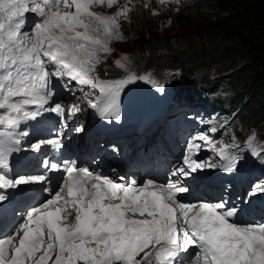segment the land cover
Segmentation results:
<instances>
[{
    "label": "snow or ice",
    "instance_id": "snow-or-ice-1",
    "mask_svg": "<svg viewBox=\"0 0 264 264\" xmlns=\"http://www.w3.org/2000/svg\"><path fill=\"white\" fill-rule=\"evenodd\" d=\"M106 2L111 7L114 0ZM103 3L105 0H0V110H6L0 114V189L20 191L23 186L48 179L44 175L10 179L4 170L9 167L13 146L20 143L16 129L22 121L36 119L41 111L63 114L60 103L44 107L52 95L48 91L50 77H68L81 86L89 85L98 92L89 105L116 120L120 119L119 97L125 85L144 79L159 91L165 90V85L150 74L137 77L129 73L119 80L93 75L101 53L111 51V41L123 39L118 17L128 11L124 8L105 16L90 10L92 5ZM62 7H74L75 11H62ZM29 12L40 18L31 34L22 32ZM126 62L128 57L124 56L116 65L126 68ZM48 64L54 66L51 72ZM29 105H36V110H28ZM77 111L78 105H72L69 115ZM254 140L253 132L246 143L257 155ZM197 141L211 143L208 135L200 134L188 141L189 152L200 150ZM45 142L55 147L60 144L58 139H49L33 144L32 150L39 151ZM228 147L219 149L222 163L197 162L186 156V168H178L174 175L187 177L205 167L237 172L241 158L228 152ZM44 164L51 171L61 168L48 160ZM63 169L67 176L55 196L39 207H31L22 217L19 245L12 237L0 240V264H46L53 251V264H181L180 253L187 252L191 245L200 249L191 264H264V224L241 227L230 222L241 211L236 204L230 206L227 200L179 203V194L188 191L179 183L169 181L149 191L146 189L153 181L143 187H137L134 181L116 183L107 176L94 175L88 168L77 167L75 162H65ZM6 200L0 194V202ZM3 210L4 204L0 203ZM73 210L74 220H70ZM137 214L146 218H136ZM45 236L43 254L34 260ZM5 244L11 246L10 256L6 255L9 249ZM140 253L143 256L137 259Z\"/></svg>",
    "mask_w": 264,
    "mask_h": 264
},
{
    "label": "trees",
    "instance_id": "trees-1",
    "mask_svg": "<svg viewBox=\"0 0 264 264\" xmlns=\"http://www.w3.org/2000/svg\"><path fill=\"white\" fill-rule=\"evenodd\" d=\"M186 13L192 24L175 36L135 40L137 73L226 114L237 138L254 132L264 158V0H191Z\"/></svg>",
    "mask_w": 264,
    "mask_h": 264
},
{
    "label": "rangeland",
    "instance_id": "rangeland-1",
    "mask_svg": "<svg viewBox=\"0 0 264 264\" xmlns=\"http://www.w3.org/2000/svg\"><path fill=\"white\" fill-rule=\"evenodd\" d=\"M190 1L191 0H164V2L161 3L160 0H114V3L111 5V7H109L105 0V3L103 4L92 5L90 8L91 11L105 16L115 15L118 11L124 8L128 9L126 15H120L118 17L119 33L123 36V39L111 41L109 45L111 51L106 54L101 53L102 59L95 66L93 75L98 76L100 79L104 78L108 80L107 75H115L116 73H118L119 75L113 77H119V79H122L129 73L134 74L133 68L135 69L134 65L136 63L133 61L129 50L133 48L135 40H142L151 36L173 37L183 28L190 26L193 20L186 13V5ZM65 11H73V9H67ZM25 32L31 34V29ZM124 56L128 57V62H126L127 72L121 71V68L116 65V61L118 59L122 60ZM48 66H51V64H48ZM148 74L149 73L147 72L140 76H145ZM168 91V89H165L163 92H161L144 79L134 80L133 82L124 86V89L119 97V109L122 102H129L131 100V93L137 95L133 99V105L135 107H138V109L136 108L137 110H134L133 108L131 111L132 113L133 111H139L141 109L140 106L142 105H144L145 107H152L151 104H155V95H162L163 98H167ZM89 93V95L98 94V92H95L94 90H91ZM77 100L78 97L76 98L75 103V99H70L69 107H71L72 105H77ZM197 109L201 110L200 112L203 114V116H201V114H194L192 110L188 112L181 110L172 117L171 115H169L170 120L173 123H175L177 119L176 124L180 128H176L178 132L176 135H179L177 137V143L182 145V147H184V150H186L187 152L189 151L188 141L190 139H192L193 137H197L200 134H206L209 136L211 143L205 145L204 141H197V144L200 145V150L196 151L195 148L192 149V153L200 159V162L211 161L217 164L222 163L221 157L219 155V149L223 145H228V152L241 158L239 161V165H241L240 162L243 163L249 161L250 158L255 156L253 155V149L243 144L242 141L244 138H237L235 134L231 133L230 117H220L222 126L221 129V126L217 125V121H215V119L219 117L218 114H210L207 109H200V107H197ZM67 114H69V110ZM77 121L78 123L89 125L87 119L82 120L80 117H77ZM213 126H215V132L211 131ZM262 131L264 132V128L262 129ZM169 132H173V130H170ZM258 132V134L260 135L261 131ZM229 139L237 142L238 147L234 148L231 145ZM161 154L165 158H170L173 155L168 154L166 147L161 152ZM260 162L263 163L262 161ZM210 169L211 171H209V173L213 172L217 168H209V170ZM221 172L223 171H220L219 174ZM247 179V188L245 192L246 198L250 197L248 195L249 192L255 194L264 191V173L252 175L250 169H248ZM72 215V218L69 217L70 220H74V212L72 213ZM44 244H47V238ZM44 247H46V245H43L41 251L37 252V254H34V260L38 259L39 256L43 254ZM53 252L50 254L48 260L46 261V264H53L55 260V251ZM10 254V251L6 252V255L10 256ZM28 264H34V262L29 261ZM78 264H82V262H78Z\"/></svg>",
    "mask_w": 264,
    "mask_h": 264
},
{
    "label": "bare ground",
    "instance_id": "bare-ground-1",
    "mask_svg": "<svg viewBox=\"0 0 264 264\" xmlns=\"http://www.w3.org/2000/svg\"><path fill=\"white\" fill-rule=\"evenodd\" d=\"M118 59V58H117ZM118 60H120V59H118ZM69 96L68 95H66L65 93H63V92H59L58 94H57V103H60V104H62V106H63V110H64V108H67L68 110H69V104H70V102H69ZM153 103V102H152ZM151 106H152V104H151ZM138 109V108H137ZM136 108H134V110H137ZM138 111H133L131 114H135V113H137ZM51 120H56L57 118L58 119H60L59 118V116H61V115H58L57 113H55V112H53L51 115ZM101 116L103 117V114H101ZM67 119V115H65V116H63V118H62V121H65ZM38 121V120H37ZM97 122H99L100 124H102V125H104V122H100V120H98ZM66 124H69L68 122H66ZM148 124V123H147ZM66 135V134H65ZM65 135H63V137L65 136ZM179 136V135H178ZM182 138H183V136H182ZM185 140V139H184ZM41 147H42V145H41ZM13 148H14V146H13ZM41 149V148H40ZM40 151V150H39ZM39 151H33L32 150V153L33 154H35V153H39ZM14 154H16V155H21L22 154V152L21 151H15V148H14V150L12 151ZM169 155H171V153H169ZM164 164H166V163H170V160H168V159H165L164 160V162H163ZM10 164H12L11 162H10ZM101 175L102 176H106V175H109V173H108V170L107 169H104V170H102L101 171ZM146 190H149V191H153V190H157V189H153V188H151V189H146ZM0 192H1V190H0ZM43 200H45V199H43ZM47 201V200H46ZM46 201H44V202H46ZM44 202H41L40 204H38L36 207H39L41 204H43ZM0 240H6V239H2V233H1V231H0ZM43 245H46V244H43ZM5 248L7 247V244H5V246H4ZM41 251V250H40ZM35 254H37V253H35ZM36 258V257H35ZM31 262V261H30Z\"/></svg>",
    "mask_w": 264,
    "mask_h": 264
}]
</instances>
